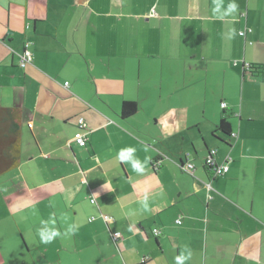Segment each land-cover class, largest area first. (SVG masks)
Listing matches in <instances>:
<instances>
[{
	"label": "crops",
	"instance_id": "0c3cea01",
	"mask_svg": "<svg viewBox=\"0 0 264 264\" xmlns=\"http://www.w3.org/2000/svg\"><path fill=\"white\" fill-rule=\"evenodd\" d=\"M235 2L221 20L213 0H0V106L23 110L0 264H175L185 247L186 264H264V0ZM124 101L138 110L123 116ZM129 146L143 174L117 159ZM211 148L227 173L206 166ZM48 226L61 236L44 244Z\"/></svg>",
	"mask_w": 264,
	"mask_h": 264
},
{
	"label": "trees",
	"instance_id": "16d2710c",
	"mask_svg": "<svg viewBox=\"0 0 264 264\" xmlns=\"http://www.w3.org/2000/svg\"><path fill=\"white\" fill-rule=\"evenodd\" d=\"M249 30H251V29H249ZM247 31H248V29H247ZM260 66L261 65L249 64V66L247 65L245 68L252 75V74H256V73L260 72L259 71ZM223 104L226 105V103L223 102L221 104L222 107L224 108L225 105H223ZM122 105H123V109H122L123 116L128 117V116L134 114L138 110V106H137L138 104L136 101H124V103ZM22 113H23V110L20 107L0 106V175L7 172V171H10V170L16 168V166H18L20 164L21 140H22L21 139V124H22V119H23ZM230 116H231V113L226 112L225 115L221 118V122L219 124V129L223 132L224 136H229V135L233 134L231 122L229 120ZM88 140H89V136H88ZM88 140H87V143L89 142ZM87 143L85 146H81V147H86L88 145ZM213 149H216V148H211L208 152L206 159H205V164L208 168H209V166L207 165L206 161L209 158V156L212 154L211 150H213ZM216 154H217V152H216ZM216 154L213 155L215 160H216V157H215ZM159 160L161 161L160 162V165H161L163 158L158 156L155 159H153L152 165L154 168L155 167L158 168L156 166V163ZM226 161H228V164H230V161H232V159L230 157H228L226 159ZM226 161H224L223 163H226ZM181 164L184 165L185 163L181 162ZM219 164H222V163H219ZM229 169H230V165H229ZM219 175H221V174H219ZM114 233L112 234L113 236H114ZM119 239H117V240H119Z\"/></svg>",
	"mask_w": 264,
	"mask_h": 264
},
{
	"label": "clouds",
	"instance_id": "9594fccd",
	"mask_svg": "<svg viewBox=\"0 0 264 264\" xmlns=\"http://www.w3.org/2000/svg\"><path fill=\"white\" fill-rule=\"evenodd\" d=\"M213 14L216 15L218 19L223 20L225 16L230 14H234L238 11L239 5L235 2V0H231L227 4L226 9L224 8L223 0H213ZM235 29L232 30V35L234 36ZM82 143V142H81ZM145 151H147V147H145ZM136 148L134 147H125L121 148L117 153V159L126 164L130 165L132 170H134L138 174H143L145 172V167L148 163V159L145 158L144 161H141L135 155ZM227 170V169H225ZM142 207L144 210L148 208V198L147 196L141 201ZM54 206V203H53ZM35 212V209H34ZM55 219H51L50 221H41L42 225H55ZM78 225L72 224L69 225L67 230L63 233V235L67 236L75 231L78 230ZM131 231V228L129 229ZM38 235L40 237L41 243L49 244L51 243L56 237L61 236V232L57 230L55 227H41L38 229ZM192 257V252L190 248L185 247L179 255L175 257V264H186V261L190 260Z\"/></svg>",
	"mask_w": 264,
	"mask_h": 264
},
{
	"label": "built area",
	"instance_id": "2783aa9c",
	"mask_svg": "<svg viewBox=\"0 0 264 264\" xmlns=\"http://www.w3.org/2000/svg\"><path fill=\"white\" fill-rule=\"evenodd\" d=\"M246 32H247L246 29L240 30V34L241 35H245ZM30 46H31V43L30 42H26L25 43V47H24V51L22 53H18V55L20 57V60H18V61H19V64L22 67H26L33 60V53H32V50L30 49ZM65 84L69 85V82H66ZM223 105H225V104H223ZM77 126H78V129H77V132L74 135V141H75V143L79 144L80 146H85L86 143H87V140H88L89 131L87 130L88 129V124H87V122H86L84 117H79L78 118ZM216 152H217V149L211 150L212 154L209 156V158L206 161L207 165L213 171L214 175L224 174V173L228 172V170H229L228 161H226V163H222V164L217 163V161L213 157V155L216 154ZM160 162H161L160 160L157 161L156 166H157V164H160ZM182 167L186 171H189L191 173L195 169V165H194V163L192 161L185 163V165L184 166L182 165ZM225 169H227V170H225ZM207 185H208V188L211 189L210 188L211 187L210 183H207ZM94 201L95 200L92 199V202H94ZM103 217H104L105 220H110L111 219V217L109 215H107V214H105ZM91 220H93V218H91ZM179 222H180V220H179ZM154 232H155V234H158L159 230L156 228V229H154ZM120 236H122L121 233L117 231V232L114 233L113 237L117 240V239L121 238Z\"/></svg>",
	"mask_w": 264,
	"mask_h": 264
}]
</instances>
